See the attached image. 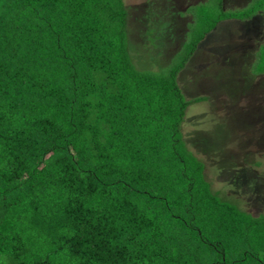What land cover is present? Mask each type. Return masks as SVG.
<instances>
[{"label":"trees","instance_id":"1","mask_svg":"<svg viewBox=\"0 0 264 264\" xmlns=\"http://www.w3.org/2000/svg\"><path fill=\"white\" fill-rule=\"evenodd\" d=\"M189 7L198 31L156 66L123 0H0V264H264V218L210 188L177 85L252 15Z\"/></svg>","mask_w":264,"mask_h":264},{"label":"rangeland","instance_id":"2","mask_svg":"<svg viewBox=\"0 0 264 264\" xmlns=\"http://www.w3.org/2000/svg\"><path fill=\"white\" fill-rule=\"evenodd\" d=\"M205 1L123 0L130 42L156 66L168 65L198 31L196 13L189 24L187 7L205 5L210 17L222 10L252 15L221 20L177 74V85L191 100L180 130L204 162L210 188L224 202L264 218V13L255 12L262 0Z\"/></svg>","mask_w":264,"mask_h":264}]
</instances>
